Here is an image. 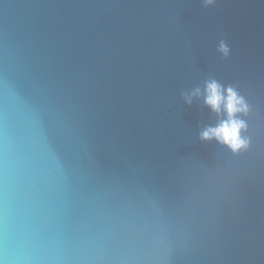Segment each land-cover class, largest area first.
<instances>
[{"label": "water", "instance_id": "95a60500", "mask_svg": "<svg viewBox=\"0 0 264 264\" xmlns=\"http://www.w3.org/2000/svg\"><path fill=\"white\" fill-rule=\"evenodd\" d=\"M0 264H264V0H0Z\"/></svg>", "mask_w": 264, "mask_h": 264}, {"label": "clouds", "instance_id": "9594fccd", "mask_svg": "<svg viewBox=\"0 0 264 264\" xmlns=\"http://www.w3.org/2000/svg\"><path fill=\"white\" fill-rule=\"evenodd\" d=\"M208 2L211 3L212 0H208ZM219 51L227 56L230 50L228 45L221 41ZM206 91V103L211 105L216 112H220L221 107L223 106L228 113V119L222 121L218 127L209 128L202 132V138L211 139L212 137H216L221 142L228 143L233 150H238L245 146L247 142L245 139L241 138L240 130L246 128V124L244 121L236 118V113L247 110V105L243 97H240L232 87L227 88L228 95L225 97L223 94V86L214 80L207 83ZM200 93L201 90L196 88L190 95H186L187 102L191 104L192 97L197 96ZM3 224L5 232H7L9 227L7 217H5Z\"/></svg>", "mask_w": 264, "mask_h": 264}]
</instances>
